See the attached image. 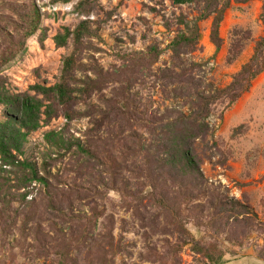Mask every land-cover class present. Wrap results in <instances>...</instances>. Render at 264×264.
I'll return each mask as SVG.
<instances>
[{"label": "rangeland", "instance_id": "1", "mask_svg": "<svg viewBox=\"0 0 264 264\" xmlns=\"http://www.w3.org/2000/svg\"><path fill=\"white\" fill-rule=\"evenodd\" d=\"M32 1L42 12L40 27L23 51L1 69L0 82L12 93L31 94L35 84H55L74 42L70 38L65 47H58L54 37L65 27L74 30L87 20L93 35L84 40L81 62L93 69L86 72L99 82V90L72 106L74 118L69 123L61 114L29 135L23 158L38 165L49 185L34 183L19 192L13 190L12 195L3 192L0 264H216L208 255L215 260L222 256L224 264H264V73L231 106L227 102L212 106L208 134L196 141L204 181L198 185L191 177V185L181 191L179 183L168 179L166 167L148 161L145 150L134 153L139 141L134 143V132L146 145L143 137L150 140L152 136L150 114L190 112L189 106L170 99L175 85H167L160 74L162 68L173 67L171 44L184 29L181 21L195 19L203 5L85 0L81 14L76 7L82 0ZM262 5V0L232 2L220 25L219 50L211 40L212 18L199 22V44L186 56L196 80L202 78L207 88L217 89L232 82L263 36ZM43 34L47 38L40 42ZM9 41L0 34V56L8 53ZM231 45L235 52L240 50L232 63L228 61ZM150 46L162 51L156 64L141 72L124 67L136 59V52ZM192 61L202 66L193 70ZM132 76L133 103L143 117L126 126L122 136L126 147L108 154L101 152L105 146L99 143L96 158L73 152L60 159L46 143L45 133L63 129L68 137L85 140L94 120L103 119L105 112L114 118L119 100L115 90L123 84L118 78ZM3 108L0 105V119ZM122 121V116L117 119ZM148 166L155 171L151 175ZM162 173L170 185L154 188L152 177ZM23 192L28 197L18 198ZM160 198L165 207L158 203Z\"/></svg>", "mask_w": 264, "mask_h": 264}, {"label": "trees", "instance_id": "2", "mask_svg": "<svg viewBox=\"0 0 264 264\" xmlns=\"http://www.w3.org/2000/svg\"><path fill=\"white\" fill-rule=\"evenodd\" d=\"M16 1L18 0H0V10L5 11L0 12V34L6 39H10L6 47L8 53L4 52L0 56V71L23 51L26 41L37 32L41 23L42 12L34 1L21 0L22 5H18ZM24 1H29V4L24 3ZM52 1L53 3H68L71 0ZM171 1L177 5H203L201 14L195 19L181 21L184 29L179 32L171 44L173 67L162 68L160 74V78L166 80L167 85H175L171 90L173 96H170V99L181 101L183 107L189 106L190 112L178 110L175 114L169 111H158L150 114L149 131L152 135L151 139L143 137V141L148 142H145L146 145H144L142 136L139 134L140 136L136 137L137 134L134 132V143L139 139L136 144L138 148H134V153L138 154L145 150L148 161L156 160V164L162 168L166 167L168 179L173 180L174 183H179V188L182 191L186 186L191 185L189 184L191 177L198 180V185H201L200 181H204L198 162L196 141L208 134L209 122L207 119L212 113V106L226 102L228 107L231 106L248 92L252 82L264 73V32L255 44L252 57L234 74L233 80L228 86L222 89L212 88V86L207 88L206 82L202 78L196 80V77L191 74L186 58L196 50L199 44L201 37L199 22L212 18L211 40L219 50L222 45L220 25L226 10L232 2L244 3L251 0ZM85 2V0L80 1L76 7V10L81 14L85 13ZM262 2L261 20L264 26V0ZM21 7L24 8L23 14H21ZM17 16L20 18V24H18L19 18L16 19ZM1 23L5 24L2 25ZM15 35H19L17 41H13ZM91 35H93L91 26L87 20H83L74 30L65 27L63 32L54 37L58 47H65L70 38L74 42V49L64 59L61 76L55 84L51 86L35 84L30 88L34 92L31 94L29 92L12 93L5 83L0 82V105L4 107V117L0 119V202L4 201L1 198L5 197V194L3 196L5 190L12 195L13 190L19 192L34 183L49 185L48 178L41 173L38 165L23 158L25 145L31 133L49 125L52 119L61 114L69 123L74 118L72 106L78 105L82 97H89L94 90H99L97 88L99 82L88 76L87 73L93 69L81 62L84 40ZM46 38V34H43L40 42H44ZM234 49V45H231L228 57L230 63L234 62L240 53V50L235 52ZM161 53L162 51L158 47L150 46L146 51L136 52V59L128 67L127 65L124 67L129 68L132 72L134 70L141 72L144 67L149 68L156 64ZM201 66L200 63L191 62V69L193 70ZM79 73L85 74L79 76ZM118 79L123 84L118 90H115L119 100L115 101L114 118L111 119L110 113L105 112L103 119L96 120V123L94 120L92 128L86 132L85 140L74 136L68 137L63 129L45 133L46 143L55 149L60 159H64L73 152L79 155L85 154L88 158H96L94 149L99 147V143L105 146L101 152L108 154L112 152L111 150L120 152L126 147L123 142L124 138H122L126 133V126L130 125V122H137L142 119L143 113H140V108H136L135 102L133 103L131 93V87L135 82L133 76L123 80ZM45 100H52V103H47ZM121 116L125 121L117 123V119ZM129 152L132 153L130 148ZM113 163L117 165L118 161H113ZM148 169L150 175L151 172H155L150 166ZM44 171H47L46 168ZM163 174L152 177L154 178V188L165 189L170 185L164 179ZM28 195V192H23L19 194L18 198L26 199ZM15 199L13 201H16ZM11 202L12 199L9 203ZM158 203L162 207L167 205L162 198L158 200ZM248 213L251 212L248 211ZM254 215L256 214H252V216ZM207 257L216 261V264H224L221 263L222 256L217 260L212 255Z\"/></svg>", "mask_w": 264, "mask_h": 264}, {"label": "crops", "instance_id": "3", "mask_svg": "<svg viewBox=\"0 0 264 264\" xmlns=\"http://www.w3.org/2000/svg\"><path fill=\"white\" fill-rule=\"evenodd\" d=\"M239 264H241V263H239Z\"/></svg>", "mask_w": 264, "mask_h": 264}]
</instances>
